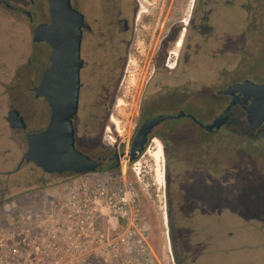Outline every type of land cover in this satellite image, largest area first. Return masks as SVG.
I'll list each match as a JSON object with an SVG mask.
<instances>
[{
  "label": "rangeland",
  "instance_id": "rangeland-1",
  "mask_svg": "<svg viewBox=\"0 0 264 264\" xmlns=\"http://www.w3.org/2000/svg\"><path fill=\"white\" fill-rule=\"evenodd\" d=\"M1 19L0 190L9 186L13 192H0V227L8 238L26 237L28 230L41 238L35 219L43 220L47 210L54 209L67 194L82 192L84 184L121 174L128 161L122 159L119 168L106 165L88 175L43 176L44 181L37 185L30 179V165L15 176L7 173L10 167L5 163L27 151V134L47 127L50 108L20 81L26 72L19 61L31 53L26 40L21 38L26 27L14 24L11 15ZM47 19V14L35 13L36 25ZM242 33L241 64L234 71L235 57L228 53L226 60L211 65V81L221 78L226 71L227 82L242 76L264 83V0L259 1L256 21L251 22L245 14ZM32 53L40 77L48 66L49 49L39 45ZM84 82L76 119L77 147L93 158L105 152L113 154L114 150L129 152L138 118L140 77L125 82L115 100L101 103L93 96L94 89ZM223 88L190 87L196 95L203 89L209 90L210 99L183 105L209 122L229 104L227 98L215 96ZM11 106L25 116L26 131L10 128L6 118ZM112 117L115 125L110 121ZM165 125L175 126L174 133L168 135L170 147L165 150L166 189L159 190L152 180H145L138 185L134 225L123 223L118 230L109 231L107 221L100 219L95 234L98 244L92 254L79 253L68 235L60 248L47 251L48 256H65V260L48 264H177V259L179 264H264V126L249 136H236L234 132L247 127L246 116L239 110L229 125L213 134L195 128L188 119L170 120ZM108 127L111 132H107ZM151 154L159 163L158 150ZM152 158L146 155L142 162L147 161L149 168L153 166ZM128 177L133 179L130 172ZM162 177L158 170L163 186ZM29 213L33 214L31 220H27ZM144 232L147 242L140 245L138 241ZM81 253L83 256L77 259Z\"/></svg>",
  "mask_w": 264,
  "mask_h": 264
},
{
  "label": "flooded vegetation",
  "instance_id": "flooded-vegetation-1",
  "mask_svg": "<svg viewBox=\"0 0 264 264\" xmlns=\"http://www.w3.org/2000/svg\"><path fill=\"white\" fill-rule=\"evenodd\" d=\"M70 1L72 7L84 17L81 43V59L84 64L81 70L80 102L85 85L84 80L94 89L93 96L96 97L97 102L101 103L115 100L125 82H130L134 76L140 77L142 88L138 96L139 106L136 114L138 118L129 151L143 123L159 115L176 116L179 112L184 111L186 116L181 119L190 120L196 126L195 128L206 132L188 115L194 116L204 125L211 124L217 116L209 122H204L201 120L200 114L188 111L183 104L200 100L207 102L210 99L208 98L210 97L209 90L203 89L196 95L189 88L223 85L225 88L219 89L215 96L227 98L230 103L232 98L222 95L220 92L229 86L247 80L242 76H236L227 82L225 81V71L221 78L211 81L208 78V72L211 65L226 60L228 53L235 57L234 71L236 66L241 64L242 23L245 14L248 15L251 22L256 21L260 0ZM35 13L47 14L48 19L36 25ZM6 14L11 15L14 24H21L27 29L23 32L24 35L21 34V38L26 40L27 49L31 53L19 61L23 72H26L23 73L25 77L20 81L34 93L33 89L39 86L44 71L51 65V47L45 42L35 43L33 41L35 28L41 23L50 22L48 0H0V23L2 22L1 18ZM0 29L1 34L2 28L0 27ZM15 34L20 33L16 31ZM39 45H45L49 49L48 66L40 77L38 76L39 69L35 64L37 59L32 53L37 50ZM12 109L17 108L9 107L8 113ZM225 109L218 116L222 115ZM235 109L243 111L240 107L233 108L229 123ZM20 113L24 116L21 111ZM78 114L74 118L75 138ZM110 121L115 125L114 117ZM166 122L155 127L149 135V140L155 136L160 139L161 142H157L155 150L160 148L161 158L163 155L166 157L165 150L170 147L168 135L174 133L172 129L175 127L165 125ZM18 130L26 131L27 129ZM219 131L207 133L213 134ZM107 132H111L109 127ZM30 133L33 132H29L27 135ZM26 152L5 163V165L9 164L10 170L7 173L10 176L17 175L28 165L31 166L30 179L35 182L32 184L37 185L43 182V176H60V174H47L34 163L26 162L23 157ZM122 153H128V151L114 150L113 154L105 152L96 158L103 160L101 168L108 165L110 169H114L116 161L113 156ZM0 192L9 194L13 191L7 186Z\"/></svg>",
  "mask_w": 264,
  "mask_h": 264
},
{
  "label": "water",
  "instance_id": "water-1",
  "mask_svg": "<svg viewBox=\"0 0 264 264\" xmlns=\"http://www.w3.org/2000/svg\"><path fill=\"white\" fill-rule=\"evenodd\" d=\"M50 22L41 23L33 32L35 43L45 42L51 49V65L44 71L39 86L33 89L36 98H44L50 108L49 124L41 132L27 135L26 162H32L47 174L70 173L77 176L96 173L103 160L93 158L76 146L74 118L78 114L81 90L82 28L84 17L76 11L70 0H48ZM232 99L224 113L211 124L204 125L192 117L206 132L219 131L228 125L232 109L240 107L246 114L247 127L234 134L246 137L264 126V83L245 80L222 90ZM184 111L176 116L159 115L146 120L137 132L128 153L116 154L115 169L121 160L136 161L144 152L153 129L161 123L185 117ZM7 121L13 130L27 129L24 116L17 109L9 111Z\"/></svg>",
  "mask_w": 264,
  "mask_h": 264
},
{
  "label": "built area",
  "instance_id": "built-area-1",
  "mask_svg": "<svg viewBox=\"0 0 264 264\" xmlns=\"http://www.w3.org/2000/svg\"><path fill=\"white\" fill-rule=\"evenodd\" d=\"M157 142H161L160 139L152 137L140 158L128 162L126 170L121 174L111 175L105 180L97 179L92 184H84L82 192L67 194L54 209L47 210L43 220L38 222L35 219L37 227L41 230V238L31 234L30 230L26 237L22 236L18 240L13 235L8 238L0 227V264L60 263L65 260V256L50 257L47 251L52 252L51 250L60 248L62 239H66L68 235L71 238L70 244L76 246L79 253L92 254L98 244L95 234L100 219L107 221L109 231L118 230L123 223L134 225L135 211L139 204L138 185L148 179L157 184L159 190L161 187L166 189V157L163 155L157 164L151 154ZM146 155L153 159V166L149 168L147 161L142 162ZM158 170L162 171L163 186L158 178ZM129 172L133 179L128 177ZM31 219L33 214L29 213L27 220ZM145 232L141 233L142 238L138 241L140 245L143 241L147 242ZM82 253L76 256L77 259L83 256Z\"/></svg>",
  "mask_w": 264,
  "mask_h": 264
},
{
  "label": "trees",
  "instance_id": "trees-1",
  "mask_svg": "<svg viewBox=\"0 0 264 264\" xmlns=\"http://www.w3.org/2000/svg\"><path fill=\"white\" fill-rule=\"evenodd\" d=\"M239 112L242 113V114H244V112L241 111V110H239ZM234 113H237V110L236 109L234 110ZM177 261H178L177 264H179V260L178 259H177Z\"/></svg>",
  "mask_w": 264,
  "mask_h": 264
},
{
  "label": "bare ground",
  "instance_id": "bare-ground-1",
  "mask_svg": "<svg viewBox=\"0 0 264 264\" xmlns=\"http://www.w3.org/2000/svg\"><path fill=\"white\" fill-rule=\"evenodd\" d=\"M158 156H161L160 148H158ZM158 164V163H157ZM163 178V177H162ZM164 182V181H163Z\"/></svg>",
  "mask_w": 264,
  "mask_h": 264
}]
</instances>
